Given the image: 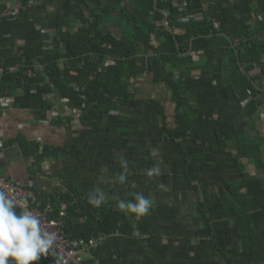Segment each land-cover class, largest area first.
<instances>
[{
  "label": "crops",
  "instance_id": "crops-1",
  "mask_svg": "<svg viewBox=\"0 0 264 264\" xmlns=\"http://www.w3.org/2000/svg\"><path fill=\"white\" fill-rule=\"evenodd\" d=\"M175 1L201 15L215 0ZM231 4L239 19L248 20L252 36L257 39L258 34H253L263 30L264 24L261 4L258 0H231ZM89 15L90 10L78 0H0V77L5 71L17 73L28 67L36 70L24 88L0 97V171L21 186L34 182L41 199L55 197L61 200L62 207L63 195L72 192L74 202L86 207L87 194L96 189L108 194L105 203L132 200L136 192L150 197L153 205L144 217H155L151 224L146 223L143 231H137L130 240L120 236L102 240L108 253L120 251L129 255L134 264H228L221 249L234 257L241 243L234 224L225 219L221 208L213 219L220 245L206 232L198 233L199 224L191 220L195 221L196 202L203 197V186L219 200L218 196L227 192L228 182L242 178L235 143L243 136H253L255 131L264 139V105L249 128L242 115L245 103L233 89H222L217 74L202 82L199 72L193 75L195 78L185 75L193 129L178 137L192 158L186 170L179 168L177 163L184 161V152L161 133L164 115L171 128L178 127L177 104L164 83L165 69L154 55H140L142 73L131 83L135 100L145 104L137 110L124 106L106 113L98 104L88 103L82 108L84 122H75L76 126L68 123L66 117L73 108L70 102L80 99L79 91L70 86L45 93L43 88L49 79L41 61L54 50L56 39L65 37L68 31L76 32ZM59 19L71 21L60 33ZM106 30L121 38L116 25H108ZM260 72L257 65L252 75ZM159 106L164 107V115ZM34 144L41 150L58 148L59 155L36 167L29 149ZM118 156H123L129 165L123 185L114 180L121 172ZM243 160L240 165H245L251 176L260 175L249 159ZM153 166H158L162 174L149 179L145 173ZM159 184L165 185L164 189H158ZM80 210L70 217L78 231L85 227ZM254 221L257 247H264L260 214ZM179 223L188 228L183 235L165 230Z\"/></svg>",
  "mask_w": 264,
  "mask_h": 264
},
{
  "label": "trees",
  "instance_id": "trees-1",
  "mask_svg": "<svg viewBox=\"0 0 264 264\" xmlns=\"http://www.w3.org/2000/svg\"><path fill=\"white\" fill-rule=\"evenodd\" d=\"M78 1L90 10L89 17L83 18L76 32L68 31L65 37L56 39L54 50L41 61L49 79V84L43 88L45 93L70 86L79 91L80 99L70 102L73 106L70 109L76 110V114L68 113V123L72 122L74 126L75 122L83 123L82 108L88 103L98 104L106 113L116 108L122 110L124 106L139 109L146 102L135 100L136 92L131 82L142 73L139 56L154 55L158 65L165 69L164 83L177 104L176 128L168 124L164 107L159 106V109L164 115L161 133L185 154L184 161L177 163L179 168L186 170L192 158L178 137L186 136L193 129L185 75L195 78L193 75L199 72L202 82L207 76L217 74L222 89H233L240 102L245 103L242 115L251 128V120L264 105V24L263 30L253 34H258L254 39L248 20L238 18L231 0H215L201 15L175 0H89L92 4L87 0ZM258 2L264 12V0ZM167 13H170L169 26L175 34L164 26ZM58 24L60 33L71 21L59 19ZM108 25L120 28L121 38L108 33ZM257 65L261 72L254 76ZM35 72L31 67L17 73L5 71L0 80V97L13 95L17 89L24 88L31 73ZM149 103L156 104L155 101ZM253 136H243L235 143L242 178L228 182L227 192L219 195V200L203 186V197L196 202L195 221L191 220L199 224L198 233L204 231L218 243L213 219L214 213L221 208L225 219L234 224L241 243V249L234 257L221 249L228 264H264V247H257L254 221L258 213L264 222V139L256 131ZM29 149L35 157L36 167H41L50 157H58L60 152L55 147L41 150L38 144ZM248 159L260 172L257 177L251 176L245 165H240L242 160ZM74 195L73 192L63 195V207L61 200L55 197L41 199L38 195L36 207L47 212L51 205V219L63 220L71 239L99 242V247L92 252V259L84 258L85 264H134L129 255L120 251L108 253L102 240L116 236L130 240L155 217L143 216L136 222L134 214L119 211L114 202L104 203L99 208L89 204L81 207L74 202ZM79 210L85 222L82 231L70 221ZM165 230L173 231L177 236L183 235L188 228L185 223H179ZM32 264H55V261L41 259Z\"/></svg>",
  "mask_w": 264,
  "mask_h": 264
},
{
  "label": "clouds",
  "instance_id": "clouds-1",
  "mask_svg": "<svg viewBox=\"0 0 264 264\" xmlns=\"http://www.w3.org/2000/svg\"><path fill=\"white\" fill-rule=\"evenodd\" d=\"M121 172L114 178L123 185L129 174L128 161L118 156ZM158 166L149 168L145 175L152 179L161 175ZM164 189L165 185H157ZM13 189L0 186V264H32L42 257L52 255L55 264H67L62 253L53 250L57 246L59 234L47 230L39 215L28 207V197H14ZM108 200V194L102 190H92L87 194V203L99 208ZM153 200L141 192L133 193L132 200H118L117 209L134 214L137 218L147 215Z\"/></svg>",
  "mask_w": 264,
  "mask_h": 264
},
{
  "label": "built area",
  "instance_id": "built-area-1",
  "mask_svg": "<svg viewBox=\"0 0 264 264\" xmlns=\"http://www.w3.org/2000/svg\"><path fill=\"white\" fill-rule=\"evenodd\" d=\"M69 112L71 114H76V110L69 109ZM0 186L11 187L13 189L12 195L14 197L20 198L27 196L28 207L39 215L44 227L49 231H55L59 234L57 246L53 250V253H62L67 260V264H85L86 260H84V258L92 259V252L99 247V242L96 240L85 242L83 240L71 239L66 232V226L64 222H62L63 220L58 221L51 219V205L47 212L41 211L40 208L36 207L38 194L34 182H31L28 186H21L0 171ZM61 217H65V215L61 214ZM41 259L54 260L52 255L42 257Z\"/></svg>",
  "mask_w": 264,
  "mask_h": 264
},
{
  "label": "water",
  "instance_id": "water-1",
  "mask_svg": "<svg viewBox=\"0 0 264 264\" xmlns=\"http://www.w3.org/2000/svg\"><path fill=\"white\" fill-rule=\"evenodd\" d=\"M169 17H170V13H167V17H166V20L164 22V26L168 29V31L170 33L175 34L174 31L169 26Z\"/></svg>",
  "mask_w": 264,
  "mask_h": 264
},
{
  "label": "rangeland",
  "instance_id": "rangeland-1",
  "mask_svg": "<svg viewBox=\"0 0 264 264\" xmlns=\"http://www.w3.org/2000/svg\"><path fill=\"white\" fill-rule=\"evenodd\" d=\"M51 122H48V124H50Z\"/></svg>",
  "mask_w": 264,
  "mask_h": 264
}]
</instances>
